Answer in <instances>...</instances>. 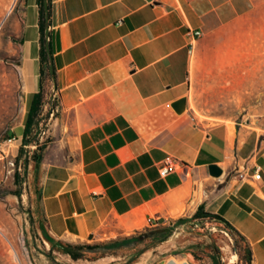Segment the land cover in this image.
<instances>
[{
	"label": "crops",
	"instance_id": "crops-1",
	"mask_svg": "<svg viewBox=\"0 0 264 264\" xmlns=\"http://www.w3.org/2000/svg\"><path fill=\"white\" fill-rule=\"evenodd\" d=\"M48 1L56 99L35 176L37 235L105 242L201 207L244 238L249 264H264L261 10L231 0ZM14 21L30 108L41 79L38 0H21ZM169 159L179 164L162 176ZM191 250L155 247L134 264H198Z\"/></svg>",
	"mask_w": 264,
	"mask_h": 264
},
{
	"label": "rangeland",
	"instance_id": "rangeland-1",
	"mask_svg": "<svg viewBox=\"0 0 264 264\" xmlns=\"http://www.w3.org/2000/svg\"><path fill=\"white\" fill-rule=\"evenodd\" d=\"M20 1L0 0V264H134L141 254L151 252L155 247L192 249V255L198 264H249L250 252L244 238L231 227L209 218L193 219V216H187L173 220H153L149 227L131 235L105 242L87 243L115 242L95 251H85L84 258L76 261L64 252L67 244L54 241L53 249L46 235H37L34 230L32 202L39 164L31 159L36 145L28 146L26 152L18 158L21 147L18 134L29 109L21 98V82L13 51L14 20ZM231 1L241 8L258 7L264 17V0ZM261 43V52L256 53V56H260L264 79V23L261 29ZM51 94L52 82L47 81L40 122L33 130L39 144L44 145L42 151H37L42 159L48 142L43 132L51 114V109H47ZM261 98L264 102V85ZM194 112L200 118L206 114L238 116L248 113L222 110ZM10 131L14 135L11 139ZM17 173L18 181L15 180ZM15 191L19 192V196L13 194ZM179 219L184 220L178 221ZM163 228L170 231L166 237L161 233ZM140 234L147 237L143 241L132 239Z\"/></svg>",
	"mask_w": 264,
	"mask_h": 264
},
{
	"label": "trees",
	"instance_id": "trees-1",
	"mask_svg": "<svg viewBox=\"0 0 264 264\" xmlns=\"http://www.w3.org/2000/svg\"><path fill=\"white\" fill-rule=\"evenodd\" d=\"M39 6H40V31H41V49H40V62H41V79H40V89L39 92L34 94L30 108L27 113V118L24 123V129H23V135L21 140V147L19 148V156L18 158L26 152V149L30 145H36V149L33 151L31 159L36 163L40 164L42 162V156L37 154V151H42L44 149V145L39 144L38 139L36 137V134L33 135V130L39 125L40 122V111L44 105V92H45V83L47 81L52 82L54 72H51L50 65L51 60L49 58V55L46 50V39H45V20L46 16L50 15V3L48 0H38ZM14 135L10 136L9 138H13ZM15 180H19V174H15ZM18 183V182H16ZM19 185V184H18ZM14 195L19 196V192L15 191L13 192ZM193 219H214L216 221H219L226 226L230 227L229 224L220 216L203 212L202 208L199 207L198 210L195 212V214L192 217ZM184 219H179L178 221H183ZM162 235L166 237L170 231H168L166 228L161 229ZM49 243L52 244V247L54 249V240L50 238L49 236H46ZM147 236L140 234L137 237H134L132 239L136 241H143ZM115 242H109L107 244H78V245H65L64 252L68 254L73 260H79L84 258V252L88 251H95L97 249H101L104 247L109 246V244H113Z\"/></svg>",
	"mask_w": 264,
	"mask_h": 264
},
{
	"label": "built area",
	"instance_id": "built-area-1",
	"mask_svg": "<svg viewBox=\"0 0 264 264\" xmlns=\"http://www.w3.org/2000/svg\"><path fill=\"white\" fill-rule=\"evenodd\" d=\"M149 3H152V2H158V0H145ZM197 35H199V32L196 33ZM179 163L173 159H169L167 160L161 167H160V174L162 176H166L168 174H170L171 172L175 171L176 169V166L178 165ZM253 178L256 179V180H259L261 178V174L256 171L255 174L253 175Z\"/></svg>",
	"mask_w": 264,
	"mask_h": 264
},
{
	"label": "water",
	"instance_id": "water-1",
	"mask_svg": "<svg viewBox=\"0 0 264 264\" xmlns=\"http://www.w3.org/2000/svg\"><path fill=\"white\" fill-rule=\"evenodd\" d=\"M47 17L48 16H46V18ZM46 37H48V32L47 31H46ZM46 49H47V52L50 54V49H49V45L48 44L46 45ZM55 99H56V92H55V89H53L52 94L50 96V101L53 102ZM9 135L10 136L12 135V131L9 132ZM209 170L215 176H218L220 174V170L214 165H211L209 167Z\"/></svg>",
	"mask_w": 264,
	"mask_h": 264
},
{
	"label": "bare ground",
	"instance_id": "bare-ground-1",
	"mask_svg": "<svg viewBox=\"0 0 264 264\" xmlns=\"http://www.w3.org/2000/svg\"><path fill=\"white\" fill-rule=\"evenodd\" d=\"M233 258H235V257H233Z\"/></svg>",
	"mask_w": 264,
	"mask_h": 264
}]
</instances>
